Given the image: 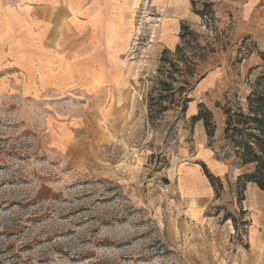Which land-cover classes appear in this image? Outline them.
Listing matches in <instances>:
<instances>
[{
    "label": "rangeland",
    "instance_id": "rangeland-1",
    "mask_svg": "<svg viewBox=\"0 0 264 264\" xmlns=\"http://www.w3.org/2000/svg\"><path fill=\"white\" fill-rule=\"evenodd\" d=\"M114 1L107 47L89 43L79 67L0 34V264H264V191L212 168L237 166L225 109L246 111L262 73L221 15L238 3ZM198 100L212 111L194 121ZM198 122L209 164L191 156Z\"/></svg>",
    "mask_w": 264,
    "mask_h": 264
},
{
    "label": "crops",
    "instance_id": "crops-1",
    "mask_svg": "<svg viewBox=\"0 0 264 264\" xmlns=\"http://www.w3.org/2000/svg\"><path fill=\"white\" fill-rule=\"evenodd\" d=\"M119 1V0H117ZM114 0H0V34L14 39L11 49L19 50L20 55L29 57L32 51L43 52L45 59L53 64H68L80 66L81 54L88 50L89 43H100L107 47L109 29V5L106 3ZM238 6H231L225 9L221 7L222 16L224 13H232L237 19L235 29L232 33L236 43H246L244 47H252L248 61V67H257L262 63L261 54L264 53V0H236ZM225 11V12H224ZM0 35V36H1ZM29 51V52H27ZM64 56V61L61 57ZM47 57V58H46ZM18 62L19 59L17 60ZM16 61V62H17ZM51 62L49 64H51ZM21 63V62H20ZM85 65V64H84ZM216 75L208 76L201 82L200 89L204 97L207 93H214ZM206 106L210 111L211 107L204 100L192 103L191 117L199 114V105ZM201 122V121H200ZM198 122V141L193 143L200 147L199 150L191 152L197 162H208L211 160V152L208 151L209 138L206 134L204 124ZM200 123V124H199ZM216 134L219 129L216 128ZM196 140V137H194ZM224 142V130H223ZM204 164V165H205ZM216 178L229 180L231 174L235 180L242 175L249 174L255 169L253 165L232 167L231 164H224L216 159ZM190 169V168H187ZM196 176H202L204 171L199 164L191 167ZM259 197L255 201H259ZM264 225V217L260 221Z\"/></svg>",
    "mask_w": 264,
    "mask_h": 264
},
{
    "label": "trees",
    "instance_id": "trees-1",
    "mask_svg": "<svg viewBox=\"0 0 264 264\" xmlns=\"http://www.w3.org/2000/svg\"><path fill=\"white\" fill-rule=\"evenodd\" d=\"M187 26L182 27V40L191 35ZM181 51V48H177ZM169 52L166 51L165 55ZM262 73L257 79L253 92L247 97V110L239 108L237 111L225 109L227 117L224 128V147L229 146L237 165L245 167L253 165V173L240 178L244 184L252 183L264 191V53L261 54ZM201 120V115L194 121ZM206 123V127H207ZM212 138L213 134H208ZM204 171L212 179L206 166Z\"/></svg>",
    "mask_w": 264,
    "mask_h": 264
}]
</instances>
